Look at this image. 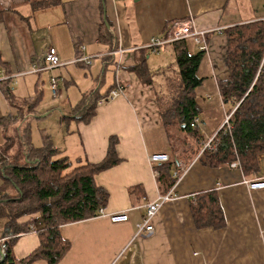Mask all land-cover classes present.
Segmentation results:
<instances>
[{"label":"crops","instance_id":"crops-1","mask_svg":"<svg viewBox=\"0 0 264 264\" xmlns=\"http://www.w3.org/2000/svg\"><path fill=\"white\" fill-rule=\"evenodd\" d=\"M261 19L264 0H0V147L9 138L11 149L19 147L17 136L28 127L33 147H42L45 140L59 156L96 164L105 159L109 140L115 138L117 162L93 176L107 192L105 214L59 226L60 233L71 226L77 231L71 234L67 229L62 236L69 248L56 264H264V186L249 188L244 182L264 181V154L252 177L230 165H203L196 159L199 154L187 165L179 160L183 171L172 186L178 197L161 205L150 233L135 235L146 204L163 193L155 167L163 162L151 158L173 154L157 97L175 79L174 54L168 43L153 50L148 42L163 37L172 20L190 21L196 30L207 32L205 49L186 38L187 49L203 51L197 75L200 85L210 86L203 97L216 96L223 110L228 107L220 114L209 112L202 120V112L196 117L203 136L201 153L202 143L222 127L232 104L222 100L218 90L227 76L223 31ZM104 26L113 35L112 48L99 40ZM49 46L62 64L38 70ZM142 54L151 72L149 83L132 69ZM200 68L203 75L198 74ZM51 76L57 78L55 95L49 86ZM114 85L122 93L98 103ZM92 92L100 95L93 114L87 122L75 120L74 108ZM52 113V121L45 122ZM211 190L218 195L225 225L197 228L189 200ZM121 212L126 220H110L109 215ZM39 225L16 236L12 250L17 259L39 246ZM82 226L92 229L93 235L81 231ZM121 229L124 237L111 235ZM30 264L48 262L38 258Z\"/></svg>","mask_w":264,"mask_h":264},{"label":"trees","instance_id":"trees-1","mask_svg":"<svg viewBox=\"0 0 264 264\" xmlns=\"http://www.w3.org/2000/svg\"><path fill=\"white\" fill-rule=\"evenodd\" d=\"M174 21L166 24L163 37ZM223 32L227 76L218 83V90L222 100H232L228 111L234 109L228 124L214 135V148L201 153L203 136L190 122L200 112L193 91L202 81L197 71L203 51L190 52L187 39L168 43L174 54L176 76L166 86L164 94L157 97L161 123L173 153L171 158L155 166L158 186L163 193L171 189L182 174L179 160L187 165L198 154L196 159L209 167L229 166L237 161V168L245 177H252L258 171L259 159L264 154V20L229 26ZM99 40L109 42L112 48L114 38L107 26L101 30ZM140 59L132 69L140 79L149 83L151 72L145 65L143 54ZM112 89L101 96L107 97ZM99 97L97 92L84 95L74 108V119L87 122ZM29 136V128L24 127L17 136L19 147L15 156L7 158L10 162L0 154V218L5 219V234L2 236H13L29 229V224L25 225L26 231L14 224L18 217L30 209L39 212L41 225L36 229L39 246L26 257L17 259L12 250L16 237L9 242L5 240L1 243L4 255L1 264H30L38 258L56 264L69 248L59 226L97 216L98 209L106 204L107 192L95 184L93 176L117 162L114 137L109 140L105 159L92 164L59 156L45 140L42 147H33ZM54 204L56 210H53ZM189 208L197 228L225 225L215 190L195 193L189 200Z\"/></svg>","mask_w":264,"mask_h":264},{"label":"built area","instance_id":"built-area-1","mask_svg":"<svg viewBox=\"0 0 264 264\" xmlns=\"http://www.w3.org/2000/svg\"><path fill=\"white\" fill-rule=\"evenodd\" d=\"M124 1H129V0H124ZM206 33H207L206 31L196 30L190 21L176 20L170 25L167 31L166 37H152L147 45L153 50H156L158 48L157 46L164 45L166 43L177 41L180 39L192 38V40L196 44L199 45L198 46L199 49H205L206 47L205 34ZM61 64L62 63L60 61L59 55L57 51L55 50V48L52 46H49L43 55V65L40 66L38 70H50ZM49 86H50L51 93L53 95L57 94L58 88H57V78L56 77L54 76L50 77ZM120 93H122L120 87L114 88L110 91V93L108 94L106 98H100L97 102L101 103L109 98H113L117 96ZM228 118H229V115H226L223 125L228 124ZM190 125L194 127H198L199 126L198 119L194 118L190 122ZM213 138L214 136H211L202 143L201 152L204 150H212L214 148L215 145H214ZM166 159H167L166 155H154L151 158V160L153 161H160V162H163ZM230 166L238 167L239 164L237 161H233L230 163ZM244 182L249 188H262L264 186V181L259 178L249 179V180L245 179ZM177 197L178 195L173 191V188H171L166 193L160 194L157 200L147 203L146 210H145V216L142 222L137 223L135 235H139L143 233H150L153 229L152 220L157 214V212L159 211L161 205L165 201L173 200V199H176ZM104 214H105L104 209L99 208L97 215H104ZM109 216H110V220L114 222L123 221L127 219V215L125 212L111 214ZM33 229L35 230L34 227ZM1 250L3 251L2 247H1Z\"/></svg>","mask_w":264,"mask_h":264},{"label":"rangeland","instance_id":"rangeland-1","mask_svg":"<svg viewBox=\"0 0 264 264\" xmlns=\"http://www.w3.org/2000/svg\"><path fill=\"white\" fill-rule=\"evenodd\" d=\"M158 48H160V47H162V45H160V46H157ZM164 57V54L162 55H160V59L162 58V59H164L163 58ZM166 63V62H165ZM169 63H172V60H170V58H169ZM165 67H168V63H166V66ZM165 69V68H164ZM199 75H203V68L201 69L200 68V70H199V73H198ZM209 84L207 83V82H204V83H202V85H199V86H197L195 89H194V94H195V99H196V103H197V105H198V107H199V109H200V112H202L203 113V115L201 116V120L203 119V117H205L209 112H219V114H220V112H224V110L225 109H227V107L228 106H223L224 107V110H223V108H222V106H221V104H220V102L219 101H217V98H216V96H211L210 97V99L211 100H209V99H207L206 97L204 98L203 97V90L204 89H209ZM53 110V109H52ZM231 113L232 112H228L227 114L230 116L231 115ZM53 114L54 113H52L51 115H48L47 116V118H46V120H45V122H47V123H50L51 121H52V119H53ZM200 114V113H199ZM211 114V113H210ZM208 116V115H207ZM224 119H225V117H224ZM222 126H223V124H222ZM9 138V137H8ZM34 140H35V142L37 141V139H36V136H34ZM12 142H13V139L12 138H9V140H5L4 141V143L2 144V147H0V154H1V156H2V158L5 160V161H8L7 160V158H8V156H11V157H14L15 156V153H16V150L18 149V148H14V149H9L8 147H10V145L12 144ZM3 147H4V150H3ZM7 150V151H6ZM8 162H10V161H8ZM230 165V164H229ZM248 180V179H247ZM10 191V190H9ZM11 192H13V190L11 191ZM35 205V204H34ZM53 207V210H56V206H55V204L52 206ZM33 210L34 209H30L27 213H25L24 215H22V216H20V217H18L16 220H15V223L14 224H16L18 227H20V228H24L23 230H25L26 231V228H25V225H27V224H29V229H27V231H30V230H34L33 229V227H35V225L38 223V222H40V225H41V219H40V213L39 212H37V211H35V212H33ZM14 216H16V215H14ZM13 216V217H14ZM34 217H37L38 219H32V218H34ZM4 223H5V219L4 218H0V235L2 234V233H4ZM39 225V226H40ZM84 226H82V228H83ZM86 227H88V226H85L81 231H85V233L87 234V235H91L94 231L92 230V229H88V228H86ZM75 228V226H71V227H65V229L64 230H61V235L62 236H66V233H69L68 231H66L67 229H70L71 231H70V233L72 234V233H74V232H76L77 231V229H74ZM22 233H24V232H22ZM18 234H20V233H18ZM18 234H15V235H7V236H5V237H1L0 238V246H1V243L2 242H4L5 240H8V242L9 241H11L13 238L12 237H16ZM93 235V234H92ZM111 235H116V236H119V237H124L126 234H125V229H121L120 231H118V232H112L111 233ZM82 237H84V234H83V236ZM90 248V247H89ZM76 250H77V253H79V251L81 250V248H79V247H77L76 248ZM87 254L88 255H91V253L89 252H87Z\"/></svg>","mask_w":264,"mask_h":264},{"label":"water","instance_id":"water-1","mask_svg":"<svg viewBox=\"0 0 264 264\" xmlns=\"http://www.w3.org/2000/svg\"><path fill=\"white\" fill-rule=\"evenodd\" d=\"M3 258H4V255H3V251L1 250V246H0V264L3 261Z\"/></svg>","mask_w":264,"mask_h":264}]
</instances>
